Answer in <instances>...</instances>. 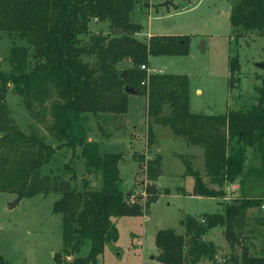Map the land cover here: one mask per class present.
Returning <instances> with one entry per match:
<instances>
[{"label":"trees","instance_id":"trees-1","mask_svg":"<svg viewBox=\"0 0 264 264\" xmlns=\"http://www.w3.org/2000/svg\"><path fill=\"white\" fill-rule=\"evenodd\" d=\"M148 2L0 0V32L13 41L21 40L14 43L8 56L11 69L0 65V192L16 194L12 205L36 194H60L52 206V211L62 216V248L54 253L55 261L98 264L105 246L118 238V217L144 215L162 193L169 194L155 183L162 174L161 154L148 160L147 199H133L122 188V154L101 151L98 142L88 137L89 115L128 111L130 96L135 94L126 91L130 85L136 95L146 99L148 147L155 138L151 126L158 124L200 152L177 154L184 175L194 179L192 193L184 194L224 198L227 185L237 183L240 187L238 194L223 201L222 212L183 216L182 233L173 228L157 230L156 259L163 264L205 260L218 264V246L204 236L220 226L231 249L226 261L264 264V254L250 251L253 243L245 234L251 208L258 209L254 219L264 225V61L256 86L257 103L220 114L190 111L186 74L141 68L142 64L149 67L152 56H186L190 46L187 35L152 34L146 40L135 36L143 26L133 19L132 12L139 4L147 7ZM230 2L231 24L241 33L264 36V0ZM92 19L107 22L108 33H94ZM126 58L129 67L119 69L118 64ZM239 68L238 56H233L230 73ZM10 91L36 119L49 125L52 142L36 130L26 132L17 125L7 101ZM62 148L72 156H78L79 150L87 174L101 176L99 188H91L87 178L78 185L71 159L57 163ZM251 148L259 151L260 163L245 172ZM67 172L70 175L65 177ZM249 182L256 186L250 188ZM68 257L72 259L65 261ZM0 264L9 262L0 255Z\"/></svg>","mask_w":264,"mask_h":264},{"label":"rangeland","instance_id":"rangeland-1","mask_svg":"<svg viewBox=\"0 0 264 264\" xmlns=\"http://www.w3.org/2000/svg\"><path fill=\"white\" fill-rule=\"evenodd\" d=\"M149 1L150 12L143 13L146 10L143 4L136 7L134 14L132 12L133 19L143 26L135 36L146 40L149 31L151 34H178L190 38L188 55L154 56L150 60L151 69L156 72L182 73L189 77L190 111L220 114L231 109L249 107L252 102L257 103L256 86L260 83L258 76L262 73L260 63L264 61V36L241 33L225 18L231 10L230 0H173L171 3L167 0ZM138 8L142 13L138 12ZM90 24L94 33L106 34L109 31L106 25L96 29L92 25L98 23ZM85 38L88 36L85 35ZM20 42V39L13 41L6 33L0 32V65L3 69H11L8 56L14 43ZM233 56H238L240 68L231 74L229 67ZM145 100L144 96L131 95L130 108L126 113L89 115L88 120L90 140L97 141L101 151H117L122 154L120 173L123 190L133 199L142 196L143 200L149 194L147 187L150 182L145 172L148 160L156 155L152 146L148 147L149 119ZM7 101L12 118L23 131L36 130L49 142L53 141L47 129L49 125L36 119L17 94L8 92ZM159 127L158 124L151 126L154 133L160 130ZM130 138L134 142L129 141L130 146L121 140ZM181 142L163 144L173 151L181 152L186 149L183 153H189L187 148L190 147L186 144L187 148H184ZM65 152L63 148L58 150L57 163L62 165L71 159L77 172L78 185L81 186L82 179L87 178L91 188H99L101 176L87 174L79 150L78 156L77 153L72 156L71 151ZM259 160V151L248 149L245 172L257 166ZM130 161L135 163L134 172L129 167ZM183 166L182 161L176 157L168 156L165 159V171L169 170L171 174L167 179L171 193H162L151 203L146 216L118 217V238L105 246L98 264H161L150 258L151 255L155 258L158 255L154 244L157 230L173 228L182 233L180 221L186 214L201 217L203 213L218 212L216 198L176 192L177 186L185 184L188 188L190 184V178L182 180L177 175L183 170ZM69 175L67 172L65 177ZM248 185L250 188L256 186L253 182ZM250 192L254 194L253 189ZM15 197L14 193L0 192V255L9 264H57L54 253L62 248V216L53 212L52 206L60 194H36L12 205ZM257 212L256 208L247 211L249 225L245 234L253 243L250 251L264 254V225L254 219ZM252 227L255 230L251 231ZM211 232L205 238L215 240L212 241L218 246V264H231L226 261L231 249L227 241L221 242L225 240L222 239L223 234L219 232L211 235ZM71 259L72 257H68L64 260ZM198 264H210V261Z\"/></svg>","mask_w":264,"mask_h":264},{"label":"crops","instance_id":"crops-1","mask_svg":"<svg viewBox=\"0 0 264 264\" xmlns=\"http://www.w3.org/2000/svg\"><path fill=\"white\" fill-rule=\"evenodd\" d=\"M138 6V5H137ZM136 6V7H137ZM150 6H151V4H150V1L148 2V6L145 8L146 10H144L143 11V13H147V12H150V10H151V8H150ZM136 7H135V9H136ZM135 9L133 10V14H134V12H135ZM231 11V10H230ZM138 12H141L142 13V11L140 10V8H138ZM229 15H230V12L226 15L227 16V19H229ZM91 22H94V23H98V25H92L94 28H102V27H104V25H106L105 27H107V29H109V27H108V24H107V22H104V21H99V20H97V19H92L91 20ZM90 22V23H91ZM91 25V24H90ZM143 29V28H142ZM92 31H94V30H92ZM147 34H148V37L149 36H151L152 34L148 31L147 32ZM152 57H154V56H152ZM152 57H150V60L152 59ZM149 69L151 70V71H154V70H152L151 69V66L149 65ZM131 102V101H130ZM129 108H130V104H129ZM160 128V130L157 132V131H155V138H154V143H153V145H152V148H153V150L155 151V153L156 154H161V156H162V174L158 177V179L156 180V185H157V187L159 188V189H162V190H165V192H169V193H171V189L169 188V186L167 185V184H169V182L167 181V179L170 177L169 175H171L170 174V171L169 170H166L165 171V168H164V162H165V159H167V157L168 156H173V157H176V158H178V159H180L178 156H177V154H179V153H183L184 151H186V149H182L183 151H181V152H179V151H173V150H171V149H168L166 146H165V144H163V142H174V141H176V142H179L180 143V141H182L181 143L183 144V146H184V148H187V145H186V143L184 142V140L183 139H181V138H179V137H176V136H174L173 134H172V132L168 129V128H166V127H163V126H160L159 127ZM122 140V142L123 143H125V144H127V145H129L130 146V144H128V142L129 141H131L132 139L130 138V139H121ZM132 142V141H131ZM132 143H134V142H132ZM190 148H187L188 150H189V152H191V153H199L195 148H193L192 146H189ZM175 153V154H174ZM174 154V155H173ZM150 157V156H149ZM181 160V159H180ZM120 161H121V159H120ZM119 161V169H120V165H121V162ZM129 167L131 168H133V172L135 171V168H136V166H135V163L134 162H132V161H130L129 162ZM184 165V164H183ZM184 166H183V170L182 171H180L177 175H178V177H180L182 180H187V178H190V184H189V187L187 188L186 186H185V184H183L182 186H177V188H176V192H180V193H184V191L185 192H188V193H191L192 192V190H193V186H194V179H193V177L192 176H190V175H184ZM121 172V171H120ZM168 190V191H167ZM239 191H240V187H239V185L237 184V183H233V184H230V185H227L226 186V197H224V198H219V197H212V198H216L217 200H216V202H217V209H219L218 210V212H222V208H223V201L225 200V199H229V197L231 198L233 195H236V194H238L239 193ZM130 194L132 193V190H130V192H129ZM15 194V193H14ZM230 195H232V196H230ZM191 196H196V195H191ZM229 196V197H228ZM198 197H203V196H198ZM28 198V197H27ZM23 199V198H22ZM214 213V212H213ZM144 216V215H143ZM145 216H146V214H145ZM123 217V216H122ZM144 218H146V217H144ZM214 230V231H213ZM210 231H212L211 232V235H214V233H219L220 232V234H223V232H222V228L220 227V226H216V227H213V228H211V230H209L208 231V234H209V232ZM206 236H207V234H206ZM204 238H205V236H204ZM206 239V238H205ZM222 239H224V238H222ZM210 240H213V239H210ZM214 242H215V240H213ZM225 240H223V241H221L222 243L224 242ZM222 249V248H221ZM151 259H154V260H156V261H158L155 257H154V255H151V257H150ZM99 259H101V257L99 258ZM161 263V262H160ZM104 264V263H103ZM161 264H163V263H161Z\"/></svg>","mask_w":264,"mask_h":264},{"label":"water","instance_id":"water-1","mask_svg":"<svg viewBox=\"0 0 264 264\" xmlns=\"http://www.w3.org/2000/svg\"><path fill=\"white\" fill-rule=\"evenodd\" d=\"M173 0H167L168 3H171ZM225 18L227 19V16L225 15ZM203 46V45H202ZM203 48V47H201ZM260 66H262V63H260ZM119 69L121 70H125L127 67H129V62L128 59L126 58L124 61L120 62L118 64ZM122 75H125L124 73H122ZM126 91L130 92V93H137V91L130 85L126 86Z\"/></svg>","mask_w":264,"mask_h":264},{"label":"built area","instance_id":"built-area-1","mask_svg":"<svg viewBox=\"0 0 264 264\" xmlns=\"http://www.w3.org/2000/svg\"><path fill=\"white\" fill-rule=\"evenodd\" d=\"M142 69H146L148 72H151V70L149 69V67L147 65H141ZM201 221H204L203 219H201Z\"/></svg>","mask_w":264,"mask_h":264}]
</instances>
